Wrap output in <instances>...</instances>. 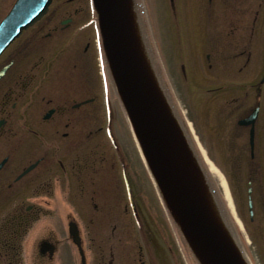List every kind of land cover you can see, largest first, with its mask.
I'll return each mask as SVG.
<instances>
[{
	"label": "flooded vegetation",
	"instance_id": "flooded-vegetation-1",
	"mask_svg": "<svg viewBox=\"0 0 264 264\" xmlns=\"http://www.w3.org/2000/svg\"><path fill=\"white\" fill-rule=\"evenodd\" d=\"M77 1L59 3V19L53 8L48 10L0 55V264H19L20 241L28 233L40 264H82L71 231H77L85 264H159V259L164 262L162 255L167 263L175 264L169 221L162 210L161 214L154 192L152 203L148 200L142 186L145 170L128 138L119 102L112 99L105 74L97 71L95 36L82 37L77 28L72 48L60 50L68 47V39L61 38L69 35L77 16L86 9ZM180 1L200 6L208 18L216 6L215 0H169L175 24L181 13L184 17L179 20L186 25L195 21L185 6L180 11ZM219 2L217 25L228 22L227 51L221 59L234 69V77L206 88L209 93L227 90L216 103L201 111L202 106L197 108L195 103L190 104L193 108L188 106L190 115L201 113L200 132L194 120L187 118L186 109L184 117L190 123L188 136L197 139V149L206 154L198 139L201 133L208 153L228 156L220 169L232 210L250 250L257 251L264 264V18L256 15L262 2L247 24L246 39L236 34L237 14L243 10L235 4L240 0ZM260 22L262 30L255 40ZM257 43L259 49L254 50ZM204 60L211 71L212 51H204ZM178 68L185 84L188 74L183 61ZM95 75L105 80L101 83L108 91H104L108 97L104 127L92 90ZM206 110L216 116L219 112V122L206 119ZM123 137L130 149L124 148ZM38 219L44 226L30 231ZM84 221L88 234H103V245L97 247L94 235L90 238L94 243H86ZM149 227L155 230L154 237ZM32 257L30 253L29 264H33Z\"/></svg>",
	"mask_w": 264,
	"mask_h": 264
},
{
	"label": "water",
	"instance_id": "water-1",
	"mask_svg": "<svg viewBox=\"0 0 264 264\" xmlns=\"http://www.w3.org/2000/svg\"><path fill=\"white\" fill-rule=\"evenodd\" d=\"M94 2L118 92L145 161L188 244L200 264H246L229 230L226 228L237 254L219 236L225 225L215 215L217 211L206 179L160 87L157 83L149 85L137 68L138 59L142 60L141 50L135 41L131 47L130 38L123 39V31L126 30V35L128 27L132 28L128 1ZM49 3L50 0L15 1L0 22V53L42 16ZM72 234L79 244L76 231Z\"/></svg>",
	"mask_w": 264,
	"mask_h": 264
},
{
	"label": "rangeland",
	"instance_id": "rangeland-1",
	"mask_svg": "<svg viewBox=\"0 0 264 264\" xmlns=\"http://www.w3.org/2000/svg\"><path fill=\"white\" fill-rule=\"evenodd\" d=\"M13 1L14 0H0V19L6 14V12L9 9L10 4ZM62 1L64 0H54L53 1L52 8L55 10V16L57 19H59V16H58L59 11H57L58 4L61 3ZM260 1L261 0H240V2L235 4V6H237L239 10H243L241 11L240 15L237 14V17L240 19V22H239L240 26L236 34H239L240 36H245L244 39H246V36L249 34L247 24L249 23L251 18L254 16L256 12L255 10H256L257 4ZM75 3L83 4L84 7L86 8L85 10L80 12L79 15L77 16L79 20L76 23V25L79 24L80 25L79 27H81V25H83L84 23L87 24V21L89 19L92 20L91 19L92 14L90 11V7L89 6L87 7L88 3L90 4V0H78ZM219 3H220L219 0H215L216 6L213 8L212 16L208 18L206 17V15L204 14L200 6L195 8V7H191L188 1L187 3L186 1H180V4H179L180 11L183 12L184 6H185V10H189L192 13V18L195 19V21L190 26L186 25L182 20H180L179 23L177 24L179 25L180 30H177V26L173 25L169 6L166 0H142L143 6L140 8V13L138 14V18L136 19L138 20L137 23H138L140 32L144 35L143 37H146L145 44L149 52H151L150 54L153 56V61L155 62L157 68L159 67L163 71V72L161 71V75L163 73V77L165 78V80H168V77H169V81H170L169 85L171 88L170 92L173 98L175 99L176 103L182 109L187 110L186 112L187 118L190 121L191 119L194 120V127L198 130V132H200L199 123L202 119L201 113H200V116L198 114V111H197V114L193 113L194 115H190L188 106H191V108H193L192 105L190 104L195 103L197 108L202 106L200 108V111H201L203 109V106L216 103L217 100L221 99L220 97H221L222 92H225L227 90L209 93V92H206V88L211 87L212 85L210 83L212 82L215 83V82H222V81H225V82L232 81V78L234 77V71H233L234 69L231 67V65L225 64V59L224 60L221 59V56L225 55V52L227 51V48L225 46L226 38L224 35L226 34L225 30L228 29V25H227L228 22H223V24L217 25V14L219 10L218 9ZM186 8H191V9H186ZM183 15H184L183 13L179 14L178 18H183L184 17ZM256 15L261 20L264 18V1L262 2V8L259 10V14L257 11ZM56 18H54V20ZM259 24L260 25L257 26L256 28L257 32L255 34V40L256 39L259 40L258 36L260 35V32L262 30L263 23L260 22ZM86 29L87 30L80 29V31L82 30L81 32L82 37H86L88 35L94 36L97 34V33L94 34L93 22L91 23V25H88ZM81 34L79 35L81 36ZM74 36L75 34L71 32L69 35H65L64 37L61 38L62 40L68 39L66 43V46L68 47L61 48L60 49L61 51H67L68 49L72 48L71 39ZM177 36H179V38H177ZM258 45H259L258 43L255 44L256 48H254V50L259 49ZM205 50L212 51L214 68L211 71L206 69L205 64H204L205 60H204L203 52ZM93 52H94V55L97 54L95 47L93 49ZM177 58H180V60L177 61ZM94 59H95L96 67L98 71V66H97V61H96L97 58H94ZM181 61L184 62L186 69H187V74H188V77H187L188 80L185 82V84H182L180 80L181 74H180V70L178 67ZM94 71L98 73L96 69ZM95 79L97 80V83L95 86V90H94V87L92 90L94 94L96 92V97H97L96 105L98 107L97 110L99 111V115L101 116L100 118L102 121L100 125L104 127V125L106 126V124L108 123L107 122L108 113H107V108H106V105L108 104L107 102L108 91L106 90L107 93L105 95L104 93L105 89L103 88V85L101 83V78L99 75H97ZM112 99L114 100L115 98L112 96ZM116 99L118 101L117 97ZM205 113L207 114L206 119H217V122H219L220 120L219 112L217 116L214 111L210 112L206 110ZM114 115L115 114H113L112 118H114ZM123 120H125L124 116H123ZM195 121H196V124H195ZM112 128H113V120H112ZM113 132L117 134V132L114 129H113ZM121 133H122V136L126 137V133L123 132V130ZM129 133L130 132H128L127 135H128V138L130 139L132 137L129 136L130 135ZM118 135L120 134H117L116 136L118 137ZM126 138L124 139L123 137L124 139L123 146L124 148L130 149L131 148L130 143L128 139ZM198 139H199V142L202 144L204 150L206 151L208 158L210 159L213 165L212 168L214 167L215 173L213 174L215 176L214 175L213 176L215 177L218 185L221 186V188L224 191V188L221 185L222 183L221 173L222 172H221L220 167H222L221 165H223V163L225 162L228 156L225 157L223 154H220V153H212V154L208 153V150L206 149L207 148L206 140L204 139L201 133L200 134L198 133ZM229 160L230 158H228V161ZM143 176H144L143 177L144 181L142 182V186L148 192L147 193L148 200L152 203V199H151L152 192H154L155 195L157 193L155 192V190H153L154 189L153 185L150 184L145 173H143ZM160 212L163 215L161 209H160ZM143 214H144V217L147 216V214L145 213ZM156 216L158 217V215ZM84 225H85L84 234H85L86 243L88 244L94 243V241H90V238L93 237V235L96 236L95 242L97 243V247L99 244L103 245L105 243V239L102 233L99 234L92 230L93 231L92 234L91 233L88 234L85 221H84ZM43 226L44 225L42 224L40 220H37L33 223L34 230L36 229L39 231V229L42 228ZM172 228H173L172 229L173 234L175 233L176 235V236L174 235L175 236L174 244L176 243V245L179 246V248L181 249L180 258L182 260L184 258L185 260V261L184 260L182 261L179 258L177 251L174 250V252H176V264H194V259L190 253L188 246L186 245L187 243L184 241L178 227L175 224H173V222H172ZM149 233L150 235L154 237L156 232L153 228L149 227ZM242 234L243 232L240 233V236H242ZM26 239H27L26 236L23 237V242H21L22 243V264H28L26 254L29 253L28 245L30 249V244H29V241L27 243ZM157 245H158L157 247L159 248V252H160L161 247L159 244ZM240 245H241V250L243 251L246 259L248 260L250 264H262L261 257L257 251L250 250L247 247V245L243 244L242 242ZM62 251L64 252L65 249L63 248ZM93 253H94L93 257H96L97 251H93ZM255 256H256V259H255ZM161 257L164 259V262L161 259H159L160 260L159 264H162V263L170 264L166 262L163 255Z\"/></svg>",
	"mask_w": 264,
	"mask_h": 264
},
{
	"label": "bare ground",
	"instance_id": "bare-ground-1",
	"mask_svg": "<svg viewBox=\"0 0 264 264\" xmlns=\"http://www.w3.org/2000/svg\"><path fill=\"white\" fill-rule=\"evenodd\" d=\"M125 31H126V30H125ZM125 31H123V39H125V38H130L131 47H132V45L134 44L135 39L138 38L139 41H142L141 36L135 34V30H134L133 27H132L131 29H130V27H128V33H127L126 35H125ZM125 47H126V43H125ZM139 51H140V50H139ZM140 56H141L142 60L138 59V60H139V65L137 66L138 70H141L142 74L144 75V77H145V79L147 80V83H148L149 85H151V84H152V85H155V83H156L155 77H154V75H153V72H152L151 69H150V66H149V63H148L147 57L145 56V54H144V52H143L142 50L140 51ZM210 167H211V165H210ZM211 168H212V167H211ZM208 208H209V211L212 212V210H210V207H208ZM211 212H210V213H211ZM207 214H208V216L210 217L209 212H207ZM215 215L217 216V218H218L219 220H222L218 212H216ZM227 233H228V232H227V230H226V226H224V232H222L219 236H220V238H222V239H224V240H227V241H226V242H227V243H226V244H227V247H228L230 250H232L233 252L236 253V250H235V248H234L233 245H232L233 243H232V241H231V237H230V235H228ZM236 254H237V253H236Z\"/></svg>",
	"mask_w": 264,
	"mask_h": 264
}]
</instances>
